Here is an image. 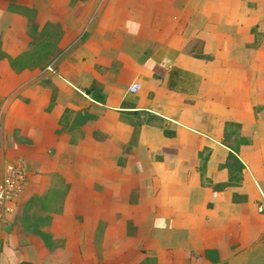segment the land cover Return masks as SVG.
I'll return each mask as SVG.
<instances>
[{"label": "crops", "instance_id": "0c3cea01", "mask_svg": "<svg viewBox=\"0 0 264 264\" xmlns=\"http://www.w3.org/2000/svg\"><path fill=\"white\" fill-rule=\"evenodd\" d=\"M15 1L65 32L44 68H12L27 18L0 0V170L25 169L0 264H261L264 37L243 14L264 0ZM225 120L247 141L215 190ZM38 195L41 239L22 232Z\"/></svg>", "mask_w": 264, "mask_h": 264}, {"label": "rangeland", "instance_id": "374dc122", "mask_svg": "<svg viewBox=\"0 0 264 264\" xmlns=\"http://www.w3.org/2000/svg\"><path fill=\"white\" fill-rule=\"evenodd\" d=\"M5 2L8 7L21 10L27 18V37H22L25 40V44L15 57H8L9 65L17 69L21 67L44 68V66L51 63L62 51L63 47L60 45V42L63 40V34L65 32L63 24L54 18H48L33 6H20V3L15 0H5ZM10 4L13 5L10 6ZM243 16L245 21L250 22V30L253 32L254 39L255 37H264V15L254 11L252 13H245ZM4 55L6 53L1 49L0 44V58ZM227 126V129H230V127L234 129L233 126ZM236 137L237 135H234V139ZM28 201L29 205L26 208L28 209L27 214L29 213L30 216L25 220L22 232L26 233V235L41 239L43 236L39 237L38 225L39 212L43 210L39 206V195L35 196V198L33 196L30 197ZM261 256H263L261 264H264V255ZM256 262L255 264H258V260ZM8 263L10 264V259H8Z\"/></svg>", "mask_w": 264, "mask_h": 264}, {"label": "trees", "instance_id": "16d2710c", "mask_svg": "<svg viewBox=\"0 0 264 264\" xmlns=\"http://www.w3.org/2000/svg\"><path fill=\"white\" fill-rule=\"evenodd\" d=\"M13 4H10L12 6ZM172 70V69H171ZM168 84L171 85L170 80L168 81ZM227 125L233 126L234 129H227ZM239 127L240 123L233 121V120H225L224 121V127L222 132V140L223 142L231 149L227 152L225 159L223 162L219 164V166L226 167L227 169V179L224 181H216V182H210L207 181L208 184H210L212 189H222L226 185H230L235 183L239 179V173L242 168V163L240 160L236 157L234 152H236L238 144L243 143L247 141V138L243 135L239 134ZM234 135H237V137L234 139ZM202 176V171L200 172ZM236 194L233 193L232 197L235 198ZM18 264H30L29 261L21 260L18 262ZM220 264H227L226 262H221Z\"/></svg>", "mask_w": 264, "mask_h": 264}, {"label": "built area", "instance_id": "2783aa9c", "mask_svg": "<svg viewBox=\"0 0 264 264\" xmlns=\"http://www.w3.org/2000/svg\"><path fill=\"white\" fill-rule=\"evenodd\" d=\"M138 83L132 82L128 89L138 88ZM25 181L24 166L18 161L5 162L0 170V234L5 212L9 209V202L19 195Z\"/></svg>", "mask_w": 264, "mask_h": 264}]
</instances>
